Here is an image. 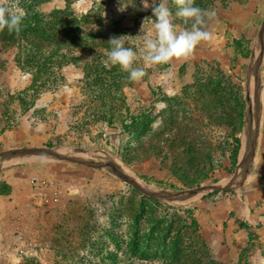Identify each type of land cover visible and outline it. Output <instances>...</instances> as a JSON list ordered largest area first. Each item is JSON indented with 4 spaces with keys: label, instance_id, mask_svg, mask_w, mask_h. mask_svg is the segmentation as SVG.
<instances>
[{
    "label": "rangeland",
    "instance_id": "374dc122",
    "mask_svg": "<svg viewBox=\"0 0 264 264\" xmlns=\"http://www.w3.org/2000/svg\"><path fill=\"white\" fill-rule=\"evenodd\" d=\"M147 2L145 9L141 0H20L27 16L19 36L0 35V173L27 168L22 181L39 214L24 224L21 208L0 227V264H167L173 255L180 264H264L256 232L240 248L241 235L212 230L210 244L204 229L260 227L264 216V0H195L216 12L206 28L212 39L132 81L102 61L111 38L131 36L125 46L136 50V36L152 30L159 0ZM168 7L177 30L190 29L174 0ZM36 12L60 16L66 28L30 20ZM44 29L67 42L52 56L60 41H44ZM5 129L13 130L9 143ZM51 147L58 154L5 162ZM200 186L215 189L186 201L172 196ZM165 227L181 236H161ZM136 234L138 250L130 245Z\"/></svg>",
    "mask_w": 264,
    "mask_h": 264
},
{
    "label": "clouds",
    "instance_id": "9594fccd",
    "mask_svg": "<svg viewBox=\"0 0 264 264\" xmlns=\"http://www.w3.org/2000/svg\"><path fill=\"white\" fill-rule=\"evenodd\" d=\"M141 2L145 9L150 7L147 0ZM174 4L178 8L175 15L183 18L185 23L191 22L190 29L178 31L168 0H159L158 5L152 6L155 17L152 30L146 35L136 36V50L125 46L131 36L111 38L108 41L111 50L104 51L106 59L102 61L103 66L109 70L118 66L121 71L129 73L130 80L140 81L146 75V67L167 64L173 59H187L201 42L212 39V34L206 28L208 21L216 17L214 10L195 6V0H174ZM26 16L27 12L20 6V0H0V32L7 29L10 33L19 34ZM139 60L143 61L144 67L134 66Z\"/></svg>",
    "mask_w": 264,
    "mask_h": 264
},
{
    "label": "crops",
    "instance_id": "0c3cea01",
    "mask_svg": "<svg viewBox=\"0 0 264 264\" xmlns=\"http://www.w3.org/2000/svg\"><path fill=\"white\" fill-rule=\"evenodd\" d=\"M13 132L12 129L4 130V138L6 137V143H9V138H10V134ZM12 135V134H11ZM33 136V135H32ZM34 138V136H33ZM26 140L32 141L31 136L27 137ZM28 170L26 167L24 166H11L8 167L6 169H4L1 173H0V182L4 181L6 184H8L9 186H11V191L9 192V194L7 195H1L0 194V227H9L8 223L10 221V219L14 216H16V214H18V212L21 210L22 208V215L20 218H22V220H24V224L26 222V219L24 217L29 216V218H33L35 219L36 217L39 216V214H37V212L35 211L37 208L35 207L36 203H32V199L29 196V193L31 192L29 185H25L24 178L28 177ZM17 178H20L21 181H18ZM37 202V201H36ZM38 203V202H37ZM263 208V205L260 207ZM261 213V211H259ZM36 214V215H35ZM252 213L248 212L246 213L245 211V218H249L250 215ZM264 216H259V220H261V225L260 227H244V228H239L237 231L233 230L234 227H224L223 223L218 227H210L208 226V228H204L206 230H210L209 232H207L208 234L206 235V239L210 242V244H213V240L215 238V235L212 233V230L214 231H220L223 233L231 234L233 232L241 235V237H244L242 241H240V248H243L246 244L247 241L249 240V237L247 235V233L252 235L254 234V232H256L258 234L259 239H263L264 236H260L261 232L264 231V220H263ZM30 221V220H29ZM31 224V223H30ZM29 227H33L32 225H30ZM225 231V232H224ZM218 244V243H217Z\"/></svg>",
    "mask_w": 264,
    "mask_h": 264
},
{
    "label": "trees",
    "instance_id": "16d2710c",
    "mask_svg": "<svg viewBox=\"0 0 264 264\" xmlns=\"http://www.w3.org/2000/svg\"><path fill=\"white\" fill-rule=\"evenodd\" d=\"M28 18L31 20V19H33V18H35V19H37L38 21L39 20H42V21H45L46 22V28H47V24L48 23H51L50 24V27H52V25H54V26H56V25H59L60 27H59V29L60 30H63V29H65L66 28V25H65V22L63 21V18H61L60 16H56V15H50V17H48V16H45V15H42V14H40V13H38V12H36L34 15H32V16H28ZM30 20H28L27 19V21H26V27L28 28V26L30 25ZM42 28V27H41ZM40 28V29H41ZM48 29V28H47ZM47 29H44L43 31H42V33H41V35H42V37H43V40L44 41H49L48 39H47V36H46V34L48 35V36H50V38H51V41H54V40H56V38L58 39L57 41H60L59 43H58V46H57V48L51 53V56L52 55H54L55 54V52H57V50H60L64 45H66V41L64 42V41H62L61 42V38L58 36V37H51V36H53V35H51V33H48V30ZM59 30V31H60ZM23 31V30H22ZM59 31H57V32H59ZM53 34V33H52ZM0 35L3 37V39H12V38H14V39H17V36H19V35H17V33H15V32H9L7 29H5L3 32H0ZM32 44H36L34 41H32L31 42ZM36 49L37 50H40L41 48L38 46V45H36ZM39 54V53H38ZM51 56H49V57H51ZM48 58V56H45V59H47ZM242 116H243V113H240L239 114V117H240V119L242 118ZM135 123V120H133L128 126H133V124ZM146 180L148 181V179L146 178ZM159 184H161V183H159ZM11 191V186H9L8 184H6L4 181H1L0 182V194L1 195H7V194H9V192ZM185 213L187 214V218L190 220V222H191V224L194 226V228H196V229H199V223H198V221L194 218V216H193V214H192V211L191 210H186L185 211ZM180 218V217H179ZM159 228V227H158ZM158 228L157 227H153L152 229H150V232L151 233H155V232H160V231H158ZM165 229L167 230V231H165ZM163 233H161L160 235L162 236H164L165 238H167V236L169 235V232H171V231H173L174 232V234H173V237H175L176 236V239L177 238H179L181 235H180V233H181V230H173V227H165V228H163ZM165 232H166V235H165ZM193 232H195V235H194V238H196L197 239V234H196V230H193ZM141 240V237H139L137 234L136 235H134V237L132 238V240H131V242H130V245H131V248L132 249H134V250H138V242ZM196 243V242H195ZM174 244H175V242H174ZM204 245V244H203ZM250 248H245L244 249V251H248ZM177 251H179L180 252V248L179 247H177ZM174 254V253H173ZM176 261H175V260ZM178 261V259L175 257V255H173V260L171 261V263H167V264H180V263H178L177 262ZM212 263H214V264H219V263H216V262H212Z\"/></svg>",
    "mask_w": 264,
    "mask_h": 264
},
{
    "label": "water",
    "instance_id": "95a60500",
    "mask_svg": "<svg viewBox=\"0 0 264 264\" xmlns=\"http://www.w3.org/2000/svg\"><path fill=\"white\" fill-rule=\"evenodd\" d=\"M60 151V148L57 147H51V148H30V149H25L22 152H16L15 154L9 156L6 159V163L13 161V160H24V159H30V158H36L38 156H44V155H48V154H58V152ZM72 154H75L83 159H85V163L87 165H92L94 167H97L98 169H102L104 170L103 166L99 163H97L95 160L85 156L82 152H80L77 149H72L70 150ZM126 182L130 183L131 185L136 187V184L131 181L130 179H124ZM215 189L212 186H200V187H196L193 189H189V190H185V191H181V192H177L172 194V196H174L176 199L180 200V201H186L187 199H189L190 197L195 196L197 193L202 192V191H211Z\"/></svg>",
    "mask_w": 264,
    "mask_h": 264
},
{
    "label": "built area",
    "instance_id": "2783aa9c",
    "mask_svg": "<svg viewBox=\"0 0 264 264\" xmlns=\"http://www.w3.org/2000/svg\"><path fill=\"white\" fill-rule=\"evenodd\" d=\"M172 79H173V72H172L171 69H169L168 72H167V75H166V81L165 82L169 85L172 82ZM131 122H132L131 119H126L125 120V123L126 124H130ZM36 188H37V185H36Z\"/></svg>",
    "mask_w": 264,
    "mask_h": 264
}]
</instances>
